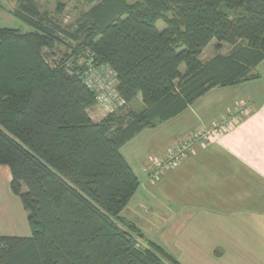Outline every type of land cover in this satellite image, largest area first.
Listing matches in <instances>:
<instances>
[{"label":"trees","instance_id":"16d2710c","mask_svg":"<svg viewBox=\"0 0 264 264\" xmlns=\"http://www.w3.org/2000/svg\"><path fill=\"white\" fill-rule=\"evenodd\" d=\"M56 4L50 14L16 0L11 13L31 29L0 27V165L31 230L0 236V264H180L122 216L139 181L120 148L211 88L256 77L264 0H96L75 5L69 27L59 16L66 3ZM63 38L76 47L50 60ZM212 40L231 49L202 60ZM87 63L114 71L124 101L98 122L79 74Z\"/></svg>","mask_w":264,"mask_h":264},{"label":"crops","instance_id":"0c3cea01","mask_svg":"<svg viewBox=\"0 0 264 264\" xmlns=\"http://www.w3.org/2000/svg\"><path fill=\"white\" fill-rule=\"evenodd\" d=\"M10 3L0 0V27H9V22L21 27L24 22L11 13ZM21 29L31 28L25 24ZM209 44L202 60L216 55H204ZM252 72L255 78L211 88L178 115L141 130L120 148L139 181L122 216L180 264H264V59ZM240 105L247 111L232 126L209 142L195 143L175 169L157 178L150 175L154 157ZM129 108L142 110L140 94ZM87 111L95 122L104 116L97 105ZM10 180L9 168L0 165L7 202L0 200V236L27 237V213L11 195Z\"/></svg>","mask_w":264,"mask_h":264},{"label":"built area","instance_id":"2783aa9c","mask_svg":"<svg viewBox=\"0 0 264 264\" xmlns=\"http://www.w3.org/2000/svg\"><path fill=\"white\" fill-rule=\"evenodd\" d=\"M86 66L81 79L94 92L96 105L107 113L116 110L124 101L116 89L114 71L107 64L93 66L87 63ZM246 111L243 105L233 108L220 122L191 133L172 146L165 156L154 157L151 160L150 175L157 178L162 172L174 168L188 155L195 143H206L215 139L221 131L232 126Z\"/></svg>","mask_w":264,"mask_h":264},{"label":"rangeland","instance_id":"374dc122","mask_svg":"<svg viewBox=\"0 0 264 264\" xmlns=\"http://www.w3.org/2000/svg\"><path fill=\"white\" fill-rule=\"evenodd\" d=\"M15 1L16 0H9V3L11 2L13 5L15 4ZM38 1V4H39V7L43 10H46L48 11V13L50 14H54L55 11L58 12V6H57V1H60V2H65L66 3V8H65V12L63 13H60L59 16L62 18V24L63 26L65 27H69L68 25L71 24L73 22V20L76 18V12L74 11V6L79 4V8L81 9H86L90 4H92L93 2H95L96 0H37ZM89 1V4H87ZM133 1V0H131ZM10 3V5H11ZM21 24L23 22H20ZM25 25V23L22 24V26ZM67 25V26H66ZM156 25L158 27H163L164 26V23L162 21H157ZM7 26L9 27H14V28H19L21 31H23L22 26L21 27H16V25L12 24V23H7ZM218 45V42L216 40H213L209 46L207 47V50L204 52L205 54L204 55H207V51H211L213 53H222V54H226L230 51L231 49V46L226 44V43H220L219 44V47L217 46ZM76 47V43L75 42H71L70 40L68 39H64L62 41H60V43H57V45L54 47V50L52 51V53L50 55H48V58L50 60H58L60 57L62 56H65V55H69V53L72 51L73 47ZM86 51V50H85ZM74 60V58H72L71 56L68 57L67 61H68V66L72 63V61ZM76 61V65L78 67H82L84 65V59L83 57L79 56L77 57V59H75ZM185 69V66L182 65V68L181 70H184ZM80 72V70L78 71ZM80 75L82 74L79 73ZM138 104H134V106L137 107ZM139 108L142 107V104L139 106ZM98 109L100 110V112L102 113L101 116L103 115H106L107 112H105L104 110H102L101 108L98 107ZM140 110V109H139ZM104 117V116H103ZM177 144V143H176ZM175 144V145H176ZM173 145V146H175ZM167 154V153H166ZM166 154L162 155V156H165ZM158 157H161V156H158ZM180 163H178L177 166L175 167H178ZM172 168L170 170H173L175 169ZM169 170V169H168ZM155 182H157V180L155 179ZM9 191L11 193V195L14 197V199L18 201L20 207H21V201L19 199V197L17 195H15L14 193H12L11 189H10V185H9ZM5 195L4 194V191L2 192V188L0 187V200H2L4 203L6 202V198H5ZM7 204V202H6ZM22 209V208H21Z\"/></svg>","mask_w":264,"mask_h":264},{"label":"water","instance_id":"95a60500","mask_svg":"<svg viewBox=\"0 0 264 264\" xmlns=\"http://www.w3.org/2000/svg\"><path fill=\"white\" fill-rule=\"evenodd\" d=\"M88 88L92 91V89H91V87L90 86H88Z\"/></svg>","mask_w":264,"mask_h":264}]
</instances>
